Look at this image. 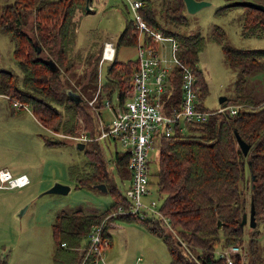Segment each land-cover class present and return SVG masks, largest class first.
I'll use <instances>...</instances> for the list:
<instances>
[{
	"label": "trees",
	"instance_id": "obj_1",
	"mask_svg": "<svg viewBox=\"0 0 264 264\" xmlns=\"http://www.w3.org/2000/svg\"><path fill=\"white\" fill-rule=\"evenodd\" d=\"M86 3L87 0H15L0 7V25L4 32L12 36L14 56L22 71L20 77L13 70L0 69V94L31 105L32 112L44 125L64 135H80L77 125L83 120L84 132L92 138L81 141L90 142L87 153L91 166L87 175L79 176L77 185L104 183L107 187L110 183L116 196L113 204L98 213L78 209L57 216L53 224L54 235L62 236V246L68 244L64 236L69 235L72 238L69 240L71 246L76 248L92 226L126 201L109 169L112 161L106 160L102 154L101 142L105 138H97L100 134L98 114H94L83 96V91H87L93 93L92 99L98 91L99 57L93 61V56H90L86 61L90 66L89 71L85 70L79 77L75 71L78 70L77 65L71 60L79 23L77 16L82 11L86 12ZM152 3L153 0H142L140 12L144 19L154 29L174 37L178 43L175 52L177 63L164 90L165 108L169 111L178 107L182 70L186 66L191 67L196 76L197 104L206 108L202 99L207 92V83L198 67L199 54L204 46L201 33L198 30L182 31L181 28L187 24L183 0H160L159 13H156ZM257 10H246L241 24L243 36L264 34V12ZM29 15L34 16L32 34L26 31V26L30 25ZM35 42L42 48L40 53ZM137 42L136 27L132 20H127L118 44L135 46ZM223 52L229 64L240 71L236 93L231 97L226 96L222 103L237 105L236 112L222 111L210 115L205 122H186L182 130L176 127L171 135L158 139V170L155 176L159 194H164L159 209L168 216L177 239L165 231L156 216L140 218L122 214L110 217L105 226L106 235L110 237V221L114 223L119 218L141 223L165 244L170 264H227L215 256L214 249L217 245L242 243L246 252L244 264L263 262L257 256L256 231L252 232L254 235L250 234L245 243L239 221L242 214L249 211L251 199L256 223L264 219V96L250 100L241 90H244V76L263 68L264 63L257 57L261 56L260 52L254 49L224 47ZM49 58L57 63V71L47 64L46 59ZM116 58L117 54L110 61V67H106V80L95 102L97 108L103 107L105 97L115 93L124 100L126 89L132 84L138 61L120 62ZM87 82L93 86L85 87ZM67 88L80 92L83 100L78 103L72 101ZM235 133L250 145L248 153L244 154L238 146ZM48 142L59 141L48 139ZM114 153L113 164L120 172L127 168L129 153ZM247 169L248 176L245 174ZM217 219L221 221L220 228L216 226ZM84 255L85 250L80 261ZM239 261L238 255H235L233 264H240Z\"/></svg>",
	"mask_w": 264,
	"mask_h": 264
},
{
	"label": "rangeland",
	"instance_id": "obj_2",
	"mask_svg": "<svg viewBox=\"0 0 264 264\" xmlns=\"http://www.w3.org/2000/svg\"><path fill=\"white\" fill-rule=\"evenodd\" d=\"M159 1L153 0L152 6L159 13ZM207 5L195 13H186L187 24L182 31L198 30L203 38L204 46L199 54L198 67L207 83V92L202 104L207 109L220 106L218 98L228 97L236 93L237 78L240 71L229 64L224 47L238 49H254L260 52L258 59L264 63V34H241V24L247 9L252 6L232 4L237 0H209ZM263 3L264 0H252ZM15 0H0V7ZM93 11L78 13L79 19L76 38L71 56L77 65L78 77L89 71L86 62L90 56L93 61L102 52L104 42L111 40L117 46V61L127 62L138 59L137 46L118 44L127 20L134 21L131 6L127 0H91ZM258 11V10H257ZM84 12V13H83ZM82 13V15H81ZM29 26L26 31L32 34L34 16L29 15ZM159 19V15H157ZM134 23V22H133ZM135 25V24H134ZM165 52L172 59L170 40H163ZM91 61V60H90ZM99 63V61H98ZM108 63V61H107ZM0 69L13 70L20 77L22 71L14 56V43L11 34L4 32L0 25ZM106 71H101V82L105 83ZM241 84V83H240ZM85 87L93 86L87 82ZM99 87V86H98ZM85 89V88H83ZM86 90V89H85ZM250 100H258L264 96V66L244 76V90ZM90 101L95 97L83 91ZM117 93L114 94V98ZM106 98V97H105ZM24 102L21 99H15ZM15 107L5 94H0V169H9L14 176L26 174L30 183L23 187L5 188L0 186V264H77L80 260V247H86L88 235L80 241V249L71 246L70 236H64L68 242L62 246V236H55L53 224L61 213H70L82 209L87 213H98L116 200L110 183L106 190L94 185L78 186L79 176L90 171L91 158L87 153L90 142L85 147L78 145L77 135H64L48 128L32 112L33 108ZM91 109V108H90ZM104 121L112 118V111L100 107ZM94 114L97 113L94 111ZM97 121V124H98ZM85 130L83 120L77 125V132ZM77 133V134H78ZM56 140L59 142H48ZM115 141V140H114ZM102 140V154L106 160L112 161L109 168L122 195L125 196L129 187L128 168H123L122 176L113 164L114 152L123 151L119 142ZM106 151V153H105ZM158 146L150 153L151 176L150 193L143 197L145 202L156 200L158 206L163 203L164 194H159L155 176L158 165ZM113 166V168H112ZM56 182L70 185L68 193L46 192ZM248 215V210H247ZM256 221V220H255ZM109 222L112 243L107 246L103 255L106 264L137 263V264H170V257L165 244L137 221L115 220ZM176 238L174 231L164 228ZM166 231V232H167ZM256 231L257 256L264 264V219H259L254 227L247 222L243 227L246 243L250 234ZM168 232V233H169ZM253 234V233H252ZM254 235V234H253ZM182 247V246H180ZM73 258V260H70ZM138 258H142L138 261ZM76 261V262H75ZM82 261V260H81ZM80 261V262H81ZM75 262V263H74Z\"/></svg>",
	"mask_w": 264,
	"mask_h": 264
},
{
	"label": "built area",
	"instance_id": "obj_3",
	"mask_svg": "<svg viewBox=\"0 0 264 264\" xmlns=\"http://www.w3.org/2000/svg\"><path fill=\"white\" fill-rule=\"evenodd\" d=\"M131 6L137 34L138 65L133 71L132 84L126 89L124 100L119 94L103 99V107L112 111L108 123L99 120L100 134L97 138L113 139L122 145L123 151L129 153L127 168L129 170V187L126 191V201L118 204L116 209L108 213L104 219L91 227L88 233V244L80 264H86L91 258L99 262L103 260L104 250L110 243L106 235L107 220L117 215H136L140 218L156 216L160 224L173 231L168 216L159 209L156 200L145 202L143 197L150 193V153L158 145L160 136L171 135L175 128H184L186 122H205L214 113L229 111L235 113L238 106L223 104L215 109L201 108L197 104L196 76L191 67L182 70L181 98L178 107L169 111L164 105V90L171 71L177 63L175 52L178 43L174 37L166 36L163 32L151 27L140 12L142 0H127ZM170 40L172 59L166 54L163 40ZM117 54L114 41L104 42L99 60V88L95 97L90 101L93 106L97 102L101 90V71L106 70L107 61L110 63ZM15 107L29 108L28 104L14 100ZM100 108L94 106V111L100 115ZM74 136V135H73ZM76 140L89 141L92 138L85 132L77 135ZM113 168V166H112ZM110 169V168H109ZM1 186L5 188L23 187L29 184L26 174L14 176L9 169H0ZM186 247V246H185ZM187 250V249H186ZM189 250H187L188 252ZM215 256L227 264H233L235 255L239 263L246 259L245 245H217Z\"/></svg>",
	"mask_w": 264,
	"mask_h": 264
},
{
	"label": "water",
	"instance_id": "obj_4",
	"mask_svg": "<svg viewBox=\"0 0 264 264\" xmlns=\"http://www.w3.org/2000/svg\"><path fill=\"white\" fill-rule=\"evenodd\" d=\"M183 2L185 5L186 13H195V12L199 11L200 9H202L203 7L211 4V1H209V0H183ZM234 4L252 6V7L260 9L261 11L264 12V4L259 3V2H255L252 0H237L234 2ZM86 9H87V11H91V9H92V7L90 6L89 0H87ZM35 44H36L37 52L40 53L42 51V48L37 45L38 44L37 42H35ZM46 62L51 67V69L53 71H57L59 69V67H58V65L54 59H52V58L46 59ZM109 67H110V64L107 65V68H109ZM66 91H67V94L69 95V97L72 101L78 103V102H81L83 100V97H82L80 92H78L72 88H67ZM225 98H226L225 95H221L218 98L219 103H224ZM235 134H236L237 144L241 148L242 152L244 154L248 153V149H249L250 145L246 141H244L237 133H235ZM78 145L80 147H84L85 143L79 142ZM94 186L99 188V189H102V190L107 189V187L104 183L95 184ZM70 190H71L70 185L64 184L61 182H56L52 187L47 189L46 192L68 193ZM247 222H249L250 227H254L256 225V221L254 218V205H253L252 199L250 201L248 215H247V212H244L242 214V217L239 221V227L241 229H243L244 225ZM216 226L218 228H220L222 226L221 221L219 219H217V221H216Z\"/></svg>",
	"mask_w": 264,
	"mask_h": 264
},
{
	"label": "crops",
	"instance_id": "obj_5",
	"mask_svg": "<svg viewBox=\"0 0 264 264\" xmlns=\"http://www.w3.org/2000/svg\"><path fill=\"white\" fill-rule=\"evenodd\" d=\"M101 55V54H100ZM108 64H110V63H107V65ZM10 99V98H9ZM11 101H13L12 99H10ZM221 105H222V103H220ZM18 108V107H17ZM101 110V109H100ZM100 113V116H99V118H102V115H101V111L99 112ZM103 120V119H102ZM111 120V119H110ZM110 120H107V121H104L105 123H108ZM98 124H99V121H98ZM82 133H84V132H82ZM111 142V141H114L113 139H109V138H107L106 139V142ZM79 142H81V141H79ZM114 142H116V141H114ZM86 145V144H85ZM85 147V146H84ZM117 151V150H116ZM105 153H106V151H105ZM107 154V153H106ZM123 171H120L119 172V174L122 176V173ZM245 174L248 176L249 175V170L247 169V171H245ZM123 177V176H122ZM129 178H130V176L128 175V177H127V179L129 180ZM30 183V182H29ZM0 186H1V181H0ZM72 188V187H71ZM103 211V210H102ZM112 224H114L115 225V222L114 223H111L110 225H112ZM174 231V230H173ZM108 232L110 233V230H109V227H108ZM175 232V231H174ZM111 234V233H110ZM110 238H111V243H112V235H110ZM81 248V249H80ZM77 247V249H80V255H79V258H81V256L83 255V251L86 249V247ZM105 250H107V247L105 248ZM105 250H104V252H105ZM104 255V254H103ZM142 260V258H138V261H141ZM81 262H80V260H79V262L77 263V264H80ZM86 264H106V262L104 261V260H100L99 262H96V261H93V259L91 258L90 260H88L87 262H86ZM117 264H126V263H117ZM127 264H137V263H128L127 262Z\"/></svg>",
	"mask_w": 264,
	"mask_h": 264
}]
</instances>
